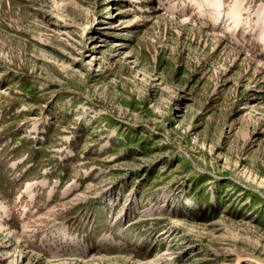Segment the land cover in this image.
I'll use <instances>...</instances> for the list:
<instances>
[{"label":"rangeland","instance_id":"obj_1","mask_svg":"<svg viewBox=\"0 0 264 264\" xmlns=\"http://www.w3.org/2000/svg\"><path fill=\"white\" fill-rule=\"evenodd\" d=\"M241 257L264 262V0H0V264Z\"/></svg>","mask_w":264,"mask_h":264},{"label":"water","instance_id":"obj_2","mask_svg":"<svg viewBox=\"0 0 264 264\" xmlns=\"http://www.w3.org/2000/svg\"><path fill=\"white\" fill-rule=\"evenodd\" d=\"M244 262H251L254 264H264V263L254 259V258H251V257H241L238 259L237 264H242Z\"/></svg>","mask_w":264,"mask_h":264},{"label":"bare ground","instance_id":"obj_3","mask_svg":"<svg viewBox=\"0 0 264 264\" xmlns=\"http://www.w3.org/2000/svg\"><path fill=\"white\" fill-rule=\"evenodd\" d=\"M260 262L264 263L263 261H260Z\"/></svg>","mask_w":264,"mask_h":264}]
</instances>
